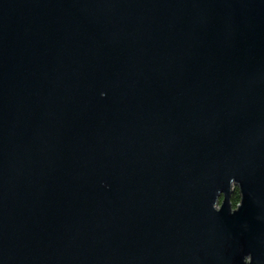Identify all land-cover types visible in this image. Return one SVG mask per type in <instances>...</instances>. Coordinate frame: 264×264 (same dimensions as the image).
<instances>
[{
    "label": "water",
    "instance_id": "obj_1",
    "mask_svg": "<svg viewBox=\"0 0 264 264\" xmlns=\"http://www.w3.org/2000/svg\"><path fill=\"white\" fill-rule=\"evenodd\" d=\"M233 176L242 207L216 213ZM248 253L264 264V0H0V264Z\"/></svg>",
    "mask_w": 264,
    "mask_h": 264
},
{
    "label": "clouds",
    "instance_id": "obj_2",
    "mask_svg": "<svg viewBox=\"0 0 264 264\" xmlns=\"http://www.w3.org/2000/svg\"><path fill=\"white\" fill-rule=\"evenodd\" d=\"M105 93H101L103 97ZM227 200L229 207V214H235L242 207L244 200V192L242 190V185L237 179L233 176L229 179V191L226 194L223 191H219L215 196L214 202L211 207L216 213H220L225 205ZM243 264H253V256L251 253H248L243 256Z\"/></svg>",
    "mask_w": 264,
    "mask_h": 264
}]
</instances>
